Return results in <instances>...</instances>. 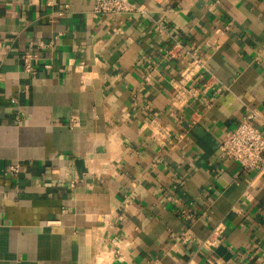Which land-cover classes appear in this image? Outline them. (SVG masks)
Returning a JSON list of instances; mask_svg holds the SVG:
<instances>
[{"label":"crops","instance_id":"0c3cea01","mask_svg":"<svg viewBox=\"0 0 264 264\" xmlns=\"http://www.w3.org/2000/svg\"><path fill=\"white\" fill-rule=\"evenodd\" d=\"M130 1L0 0V264H264V0Z\"/></svg>","mask_w":264,"mask_h":264},{"label":"built area","instance_id":"2783aa9c","mask_svg":"<svg viewBox=\"0 0 264 264\" xmlns=\"http://www.w3.org/2000/svg\"><path fill=\"white\" fill-rule=\"evenodd\" d=\"M92 11L97 14L108 15H133L136 13H145V10L131 2L130 0H91ZM161 32H167L165 25L159 24ZM39 47H43L42 42H38ZM183 49L181 42L173 38V46L166 51L167 57H175L176 49ZM181 52V51H180ZM179 52V53H180ZM190 60L187 67L183 70L182 79L188 78L200 71L199 76L203 77L209 73L203 60L195 52L187 53ZM23 71L28 75L33 70L32 58L30 55H25L22 60ZM210 79L214 76L209 74ZM259 117L253 111L243 116L239 124L225 137L219 146V156L224 160H233L240 164L243 169H260L263 165L262 154L264 152V136L259 129L254 126L253 122ZM10 173L17 172V165L9 168ZM187 235L183 234L182 242L187 241Z\"/></svg>","mask_w":264,"mask_h":264}]
</instances>
